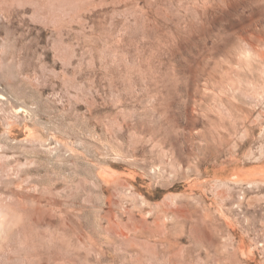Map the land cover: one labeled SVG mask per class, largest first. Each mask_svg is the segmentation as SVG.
I'll use <instances>...</instances> for the list:
<instances>
[{"label":"rangeland","instance_id":"1","mask_svg":"<svg viewBox=\"0 0 264 264\" xmlns=\"http://www.w3.org/2000/svg\"><path fill=\"white\" fill-rule=\"evenodd\" d=\"M255 1L0 0V264H264Z\"/></svg>","mask_w":264,"mask_h":264},{"label":"bare ground","instance_id":"2","mask_svg":"<svg viewBox=\"0 0 264 264\" xmlns=\"http://www.w3.org/2000/svg\"><path fill=\"white\" fill-rule=\"evenodd\" d=\"M252 1H254V0H252ZM256 1H259V0H256ZM256 1H255V2H256ZM242 2H243V1H242ZM247 2H248L247 5L249 6V1H247ZM250 2H251V1H250ZM255 2H254V3H255ZM263 2H264V1H263ZM243 3H244V2H243ZM243 3H242V4H243ZM250 4H251V3H250ZM256 4H257V3H256ZM216 5H217V4H216ZM245 5H246V4H245ZM251 5H252V4H251ZM243 6H244V5H243ZM257 6H258V5H257ZM245 7H246V6H245ZM252 8H253V7H252ZM255 8H257V7H255ZM255 8H254V9H255ZM253 12H254V11H253ZM219 24H220V23H219ZM252 26H253V25H252ZM243 28H244V27H243ZM254 30H255V29H254ZM247 31H248V30H247ZM240 34H241V33H240ZM249 34H250V33H249ZM253 34H254V33H253ZM250 35H251V34H250ZM242 36H243V35H242ZM251 36H252V35H251ZM254 37H255V36H254ZM254 37H253V38H254ZM239 38H240V37H239ZM256 38H257V36H256ZM242 39H244V37H243ZM259 39H260V37H259ZM239 52H240V51H239ZM241 54H242V53H241ZM258 54H259V53H258ZM245 55H246V54H245ZM259 55H260V57H261L262 59H264V55H262V54H259ZM240 59H241V58H240ZM245 59H246V58H245ZM241 60H242V59H241ZM242 61H243V60H242ZM245 64H246V63H245ZM250 73H251V72H250ZM260 82H261V81H260ZM257 88H258V87H257ZM259 88H260V87H259Z\"/></svg>","mask_w":264,"mask_h":264}]
</instances>
